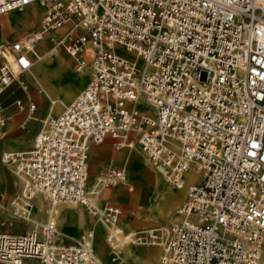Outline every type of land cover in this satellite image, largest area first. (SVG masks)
<instances>
[{"label":"built area","instance_id":"1","mask_svg":"<svg viewBox=\"0 0 264 264\" xmlns=\"http://www.w3.org/2000/svg\"><path fill=\"white\" fill-rule=\"evenodd\" d=\"M35 2L38 27L10 43L0 93L31 66L42 33L72 18L84 32L69 31L65 49L77 68L90 61L92 74L44 122L33 147L1 152L27 177V196L40 191L52 203L98 213L115 225L107 239L113 248L157 243L155 230L125 231L121 207L99 209L85 187L90 144L111 137L113 149L134 147L177 187L190 166L201 174L177 209L189 218L171 225L162 264H264V0H0V14ZM140 96L152 103V116L137 107ZM6 120L0 105V127ZM117 183L134 189L127 170L110 165L100 184ZM58 235L49 218L38 230L3 231L0 262L100 264L93 231L71 243Z\"/></svg>","mask_w":264,"mask_h":264},{"label":"bare ground","instance_id":"2","mask_svg":"<svg viewBox=\"0 0 264 264\" xmlns=\"http://www.w3.org/2000/svg\"><path fill=\"white\" fill-rule=\"evenodd\" d=\"M29 6L31 9H26L24 7L22 8H14L20 9L21 11H17L14 18V26L16 30H31L32 27H34L35 20L40 18V8L37 7V3H32ZM39 6V5H38ZM14 10H11L9 12H12ZM7 12V13H9ZM4 13V14H7ZM3 22V17L0 16V23ZM68 29L69 31H79V28H82L83 26L76 23V20L72 18L70 22H68V25L65 28H62L57 31H50L42 33L40 39L35 43V46L33 47L32 53L30 55L31 58V66L25 71L24 78L26 81H28L33 88L39 92V97L42 99V104L45 110V116H48L47 118L41 119V122L44 123L48 118L53 117L50 116V114L54 110H58L61 108L62 105H67V101L70 99V96L74 94L76 91V88L78 86V82L84 80L85 76L87 75V72L89 70V65L84 64L80 68H74V70H70V67L68 63L64 60V57L62 53L58 50L56 46H52L50 49L46 50L49 45H51V41H55L57 44H63L66 39V36L68 35V32L66 31L64 34V30ZM74 31V32H75ZM57 37V35H59ZM63 34V35H61ZM91 43L87 41L85 46H90ZM0 54L3 59H7L11 61L12 54L10 51H5L2 49V45H0ZM124 56L128 58L135 59V56L132 52L124 50L122 52ZM122 54V55H123ZM52 58L53 64L51 67L46 66L47 59ZM137 60V58H136ZM92 73V70H91ZM58 74H65L66 77V83L63 85H57L55 83V77ZM18 81H21L20 76H17ZM22 85L25 89L27 95H29V90L27 88V84L23 81ZM80 91L76 94L78 95ZM137 107L142 113H145L147 115L152 116L153 113V107L152 103L148 102L147 99L144 96H140L136 102ZM31 109V108H30ZM64 109V108H63ZM62 109V110H63ZM28 117H32L31 115H28ZM34 118V117H33ZM3 130V129H2ZM1 130V131H2ZM1 133V132H0ZM108 140V139H107ZM105 140L102 144H96L92 143L89 146V154L88 159L90 155V160L92 162V170L89 171L86 185L85 187L88 190V193L98 199H102L104 196L106 198L111 199H119L122 202H142L145 200L146 207L145 209H137L135 210V214L138 218L135 219L136 222H142L145 224L146 222L150 223L153 221V219H157L159 222V226L161 229H163L164 224L168 223L167 221H172V224L182 222V220H187L189 217L186 215H181L177 212V207L175 209V206L179 204L182 201V198L184 197V194L186 193L187 186L189 188L190 184L195 183L199 181V178L201 177L200 172L198 173L194 167L190 166V168L185 171L182 175L184 179L183 186L177 187L176 185L171 184L167 177L160 174L158 171L155 170V168L152 167L149 160L145 157L147 160V163L151 165V168L154 169L155 175L150 173V171L147 168L142 167L141 159L135 155L130 153H113L111 154V157L109 158L113 162H122L125 164H128V168H130L131 173V179H129L131 182L135 184V188L132 191H127V188L123 185V188L120 189H114L109 190V192L104 191V187L100 185V181H98V174L101 171V165L102 160L104 156L108 153V148L105 144L107 141ZM25 145V142L22 139H17L15 142V145H12L10 147H15L14 149H5L4 151H11L16 150L17 147ZM125 150V149H131L129 147H123L119 150ZM10 167V166H9ZM124 169L125 165H121ZM12 169V167H10ZM87 169H88V160H87ZM13 172L16 174V178L21 181V193L24 199L23 202L26 204V210H23L24 217L23 219L27 220L28 223L31 222L32 227L29 229H36L38 230V225L41 224V219L45 215V213H48L49 219L54 218H61V216L65 217L68 221L66 228H70L74 226H80L84 221H86V216L82 210L81 206L73 205V206H60L55 203L46 202V195L43 192H35L31 191V195L27 196V189H26V182L27 177L25 174H23L20 171H16L13 169ZM1 171H0V183H1ZM162 178V180L160 178ZM132 183V184H133ZM188 193V189H187ZM35 198V201H31L32 198ZM48 200V199H47ZM49 201V200H48ZM184 202V201H183ZM14 203L16 205H19L15 200ZM97 203V202H96ZM95 203V204H96ZM22 208L25 209L23 205H20ZM84 206V205H83ZM97 206V205H95ZM86 207V206H85ZM99 208V207H98ZM175 209V212L173 213ZM87 210V209H86ZM95 217L93 218L94 224H100L101 227L106 230L105 238L108 239V235L110 233V230H113V223H109L107 220H105L101 215L98 213L93 214ZM97 215V216H96ZM154 230L155 228L149 227L146 228V230ZM141 230V231H146ZM169 232L163 233V239H166L169 237L170 229H168ZM83 234V233H81ZM80 234V235H81ZM79 235V236H80ZM157 235V234H156ZM78 236V237H79ZM77 237V238H78ZM264 237V233H263ZM76 238V239H77ZM108 241V240H107ZM93 247H94V234L92 237ZM96 244L95 247L97 248V251L99 254H104L105 247L100 240L96 238ZM149 242V241H148ZM152 243V242H151ZM165 244V243H164ZM163 244V245H164ZM162 245V246H163ZM117 251V248H115ZM115 249L110 248L108 245L107 251L110 255L113 253ZM154 247H148L147 249H125L124 259L128 261L130 264H156V261H154L153 258H151V254L154 252ZM121 248H118V252L121 255ZM120 255L117 257L120 258ZM260 255H263L264 257V241L263 246ZM98 257V256H97ZM262 258V256H261ZM162 259V258H161ZM263 259V258H262ZM99 260V257H98ZM121 260V259H120ZM121 261H114L111 264H119ZM162 262V260H161ZM2 264H14L9 261H2ZM21 264H25V262L21 261ZM100 264H103L100 261ZM160 264V263H157Z\"/></svg>","mask_w":264,"mask_h":264},{"label":"rangeland","instance_id":"3","mask_svg":"<svg viewBox=\"0 0 264 264\" xmlns=\"http://www.w3.org/2000/svg\"><path fill=\"white\" fill-rule=\"evenodd\" d=\"M39 4L37 3V7L40 8V15L42 14V8L40 6H38ZM26 9H31L29 6L24 7ZM17 11H21L20 9H16L13 12L7 13V14H0L1 17H3V22L0 23L3 27H8L5 30V35L8 34L7 39L8 41L6 42H2L0 41L2 44V49L7 51H10V43L11 40L14 36H20L28 31H32L37 29V25H38V21H39V17L38 19L35 20L34 23V27H32L31 30H16L14 26V18H15V14ZM70 22V21H68ZM68 22L64 25H62V27H60V29L65 28L68 25ZM70 28V26L64 30L63 34ZM59 30V29H58ZM79 31H75V33L80 34L84 32V28L82 30V28L78 29ZM69 31V30H68ZM67 31V32H68ZM61 34V35H63ZM59 35H57V37H59ZM52 46H56L58 48V50L62 53L64 60L68 63L70 70H74V68H76L77 66V61H75V59L67 53L66 49H65V45L63 46V44L59 45L57 44L55 41H51V45H49L47 47L46 50L50 49ZM1 50V49H0ZM125 49H122V47H117L116 48V52L120 55H122L123 51ZM124 55V54H123ZM122 55V56H123ZM3 60L1 54H0V62ZM53 64L52 62V58L47 59L46 61V66L47 67H51V65ZM87 65H89V70L87 72V75L85 76L84 80L78 82V86L76 88V91L74 92V94H72L70 96V99L66 102L67 104L70 102L71 99H73L74 96H76V94L87 85L88 81L90 80V76H91V70H92V66H91V62L87 61ZM24 73L20 74V78L21 81H23L24 83L27 84V88L29 90V95H27L25 89L23 88L22 82L18 81V79L16 78V80L10 85L8 86L6 89H4L1 93H0V105L2 106V110L4 108V111L8 113L9 115V120H6L7 124L4 128H2L5 132V134L3 135V137H0V153L5 150V149H11L12 145H15V142L17 141V139H22L25 142V145L17 147V149H27L30 148L32 146L35 145V141H36V137L37 134L42 131L45 128V124L41 122V119L43 118H47L48 116H45V110L42 104V99L39 97V92H37V90L35 88H33V86L25 80L24 78ZM66 77L65 74H58L55 77V83L57 85H63L64 83H66ZM17 100H20L21 102V108H19L18 104H17ZM31 106H34L33 108H31ZM65 107V105H62L61 108H59L58 110H54L50 116L56 115L59 112L62 111V109ZM31 108V109H30ZM28 115H31L32 117H28ZM34 117V118H33ZM0 129V132L1 130ZM112 138H108V140L105 142L107 148H108V153L104 156L103 160H102V165L100 166L101 171L99 172L98 176V181L101 180V177L104 175V173L107 171L108 166H120L121 165H125V168H127V172H128V176L129 179H131V173H130V168H128V164L122 163V162H113L111 161L109 158L111 157V154L113 153H119V152H124V153H130V154H135L137 155L140 159H141V163H142V167L147 168L150 173H152L153 175H155L156 173H154V169L151 168V165H149L147 163V160L145 159V157L143 158L139 151L136 150L134 147H129L131 148L129 149H123V150H111V142ZM104 143V142H102ZM100 143V144H102ZM15 147H13L12 149H14ZM16 149V150H17ZM88 173L89 171L92 170V162L90 160V155H89V159H88ZM0 171L1 173V183H0V233L2 231H4L5 229H10V228H19L18 230L24 229L26 227L30 228L32 227L31 222L28 223L27 220L23 219V217L21 216H16L14 215V211H19V210H26V204H24L23 200V196L21 193V181L19 179L16 178V174L15 172H13V169H11L9 167V165L4 164L1 161V154H0ZM160 178V177H158ZM162 180V178H160ZM133 183V182H132ZM101 185V184H100ZM102 186V185H101ZM123 184L121 183H117V184H109L107 186H102L104 187V191L105 192H109V190H116V189H120L123 188L122 187ZM134 188L136 187L135 184L133 183ZM188 189V186H187ZM187 189H186V193L184 194V197L182 198V201L177 204L175 206V209L177 207H179L180 205H182V202L185 201L187 199ZM129 192V190L127 189L126 192ZM35 198H32L31 201H35ZM14 200L19 204L16 205L14 203ZM95 201V205H97V207L102 208L105 206L106 203H113L116 205H119L121 207V213L118 219V223L124 228L125 231H131V232H139L141 230H146V228L149 227H153L155 228V232L157 234V243H151V242H137V241H129L127 243H125L123 246L121 247H117V251L115 248H113L111 242L107 241V238H105V234H106V230H104L100 224H94L93 223V218L95 217L93 214L91 215L87 210L86 207L83 205H78L82 207V210L86 216V221H84L80 226H76L74 224V226L70 227V228H66V225L68 223L67 219L63 216H61V218H54L52 217V220L54 221L55 225H57V228L59 230V235H58V240L65 242V243H71V241H74V239H76L81 233H85L86 231H93L94 234V251L96 253V255L99 257V260L103 263V264H111L114 261H121L119 262V264H130L128 261H126V259H124V254H125V249H147L148 247H154V252L153 254H151V258L154 259V261H156L157 263L162 264L161 262V246L165 243L166 239H163L164 237L162 236L164 232H169L168 229H170L171 225H172V221H167L168 223L164 224L163 229L160 228V226L158 225L159 222L157 221V219H153L152 222L148 223L146 222L145 224H143L142 222H136L135 219L138 220L136 214H135V210L137 209H145L146 204H145V200H143L142 202H122L119 199H111V198H106V196H104L102 199H98L95 197L94 199ZM46 202L49 203L50 201H48L46 199ZM57 205L60 206H73V205H77L76 203H66V202H57ZM20 205H23L25 207L22 208ZM29 208V207H28ZM27 208V209H28ZM175 209L173 211V213L175 212ZM97 216V215H96ZM47 218H49L48 213H45V215L43 216V218L41 219V223H43ZM5 220V221H4ZM4 221V222H3ZM10 222V223H9ZM9 223V224H8ZM18 225V226H17ZM40 227V225H38V228ZM96 238L97 240L99 239L100 242L103 243L104 247H105V252L104 254H99L97 251V248L95 247L96 242ZM108 245L110 246L111 250L115 249L113 251V253H111L110 255L108 254L107 251V247ZM118 248H121V255L118 252ZM120 255V258L118 259L117 257ZM262 256L263 260L264 257ZM261 258V259H262ZM121 259V260H120ZM0 264H2L0 262ZM25 264H38L37 261H33V260H28L25 262Z\"/></svg>","mask_w":264,"mask_h":264},{"label":"crops","instance_id":"4","mask_svg":"<svg viewBox=\"0 0 264 264\" xmlns=\"http://www.w3.org/2000/svg\"><path fill=\"white\" fill-rule=\"evenodd\" d=\"M13 12V11H12ZM10 13V12H9ZM41 16V15H40ZM39 22V21H38ZM8 27H3L1 24H0V41H2V42H6V41H8V39H7V36H8V34L7 35H5V30L7 29ZM55 31H57V30H55ZM54 31V32H55ZM28 32H32V31H28ZM28 32H26V33H28ZM25 34V33H24ZM23 35V34H22ZM21 36V35H20ZM17 37H19V36H14L13 38H12V40H11V42L12 41H14V39L15 38H17ZM0 44H2L1 42H0ZM3 61V60H2ZM1 61V62H2ZM1 62H0V64H1ZM75 97V96H74ZM72 100V99H71ZM70 100V101H71ZM20 108V107H19ZM2 114L7 118V120H9V115H8V113L7 112H5L4 111V108H3V110H2ZM7 122V121H6ZM6 124L7 123H5V125L4 126H2V127H0V129H2V128H4L5 126H6ZM5 134V132H4V130H2L1 131V133H0V137H3V135ZM108 138H111V137H108ZM108 138H106L105 140H107ZM104 140V141H105ZM103 141V142H104ZM102 143V142H101ZM111 143H112V140H111V142H110V145H111ZM92 144V143H91ZM96 144H99V143H96ZM33 147V146H32ZM31 148V147H30ZM27 149H29V148H27ZM18 150H25V149H18ZM111 150H116V149H113L112 148V145H111ZM117 150H119V149H117ZM4 151V150H3ZM14 151H16V150H14ZM1 154V153H0ZM113 166V165H112ZM18 226V225H17ZM19 228H8V229H5L4 231H8V232H20V231H23V230H31V229H29L28 227H26V228H24V229H21V230H18ZM3 232V231H2ZM1 232V233H2ZM28 260H33V261H37L38 262V264H41V262L40 261H38V260H36V259H34V258H24L22 261L23 262H26V261H28Z\"/></svg>","mask_w":264,"mask_h":264}]
</instances>
